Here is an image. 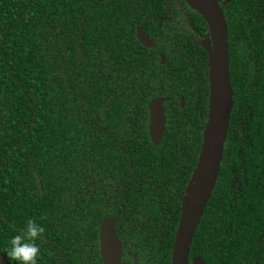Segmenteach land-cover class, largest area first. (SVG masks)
<instances>
[{
    "label": "trees",
    "instance_id": "16d2710c",
    "mask_svg": "<svg viewBox=\"0 0 264 264\" xmlns=\"http://www.w3.org/2000/svg\"><path fill=\"white\" fill-rule=\"evenodd\" d=\"M179 1L0 0V253L8 264V241L29 218L44 228L37 264H103L100 224L110 217L124 246L137 238L146 258L164 253L170 263L208 119V58L190 40L191 68L163 32L145 25L158 36L149 49L135 28L143 12H182ZM221 9L233 108L189 259L264 264V0ZM193 22L207 32L198 13ZM156 97L171 101L159 147L148 134ZM158 229L162 242L152 238Z\"/></svg>",
    "mask_w": 264,
    "mask_h": 264
},
{
    "label": "water",
    "instance_id": "95a60500",
    "mask_svg": "<svg viewBox=\"0 0 264 264\" xmlns=\"http://www.w3.org/2000/svg\"><path fill=\"white\" fill-rule=\"evenodd\" d=\"M206 21L209 39L205 43L209 61V108L204 126L203 142L198 163L185 194L181 198V215L172 249V264H189V253L195 230L215 188L223 159L224 144L233 108V89L227 44V23L220 4L232 0H185ZM136 38L142 46L152 47L150 39L141 28ZM165 99L154 98L148 105L149 133L152 143L158 146L164 136L166 115ZM184 100L181 99L183 106ZM100 255L103 264H125L122 248L115 232V220L105 218L100 224ZM1 264H8L0 253ZM191 264H207L200 257H193Z\"/></svg>",
    "mask_w": 264,
    "mask_h": 264
},
{
    "label": "flooded vegetation",
    "instance_id": "af4514ba",
    "mask_svg": "<svg viewBox=\"0 0 264 264\" xmlns=\"http://www.w3.org/2000/svg\"><path fill=\"white\" fill-rule=\"evenodd\" d=\"M179 1V0H178ZM180 6H181V11L179 12L177 15H173L172 13L171 16H167L169 14V12H165L163 13L162 16H157L155 14H148L146 15V12H143L141 14L142 17V23L144 25L138 26L135 28V36H136V31L138 28H141L144 33L150 38L152 39V47H150L149 49L153 48L155 43V39L158 36H150L149 33L147 32V29L145 28V25H150V27L146 26L148 29H155L156 31H159L160 34L163 32L167 37H168V43L171 46L172 50L176 51L179 55L184 57V63L186 64V61H189V65L191 68H193L196 65V62L193 64L194 61H190L188 57L189 53L187 50V44L189 43V41L191 40L194 45L197 48H200L201 50H205V47H203V45L205 46V43L207 40H210L207 38L206 34L209 33L208 30V25L206 23V21L204 20V18L198 13L196 12L194 9H192L185 0L179 1ZM221 5H226V4H220ZM195 13H198L203 20L205 21L206 25H207V32H200L201 30H203V26L201 23H198V25H200L199 27H195V24L193 22V18H195ZM164 27L163 30H160ZM146 48V47H145ZM207 54V60L209 61V57H208V53L206 51ZM159 57H160V61L161 64H166L167 63V59L161 54L159 53ZM208 66V63H207ZM208 82H209V68H208ZM156 98H163L165 99V103H164V110H165V115H166V124H167V112L168 109L171 105H167V103L171 104L170 98L169 97H156ZM184 97H180V100L178 101L179 107L181 109H184L185 107V100L183 103V106L181 104V99ZM149 118H150V114H149ZM149 125H150V120L148 121V134L150 137V133H149ZM165 131H166V125H165V130H164V136H165ZM163 136V139H164ZM163 139L161 141V143L158 146H155L153 143V145L155 147H159L162 142ZM151 140V137H150ZM152 142V140H151ZM180 215H181V210H180ZM112 219L115 220V232H116V226L118 223V219L114 218V217H110ZM180 218V217H179ZM179 223V221H178ZM178 227V226H177ZM117 236V233H116ZM164 235L162 233L161 229H158L157 233L155 234V236H153L152 238H159V242H162L161 239H163ZM118 240L121 243V248H122V261L125 264H147L148 260L151 264H168V262H166V256L164 253L159 254V258L157 257L156 254L149 256L148 258H146V255L150 252V251H144L141 250L139 248L140 241H138L137 238L134 239V242L128 246H124L123 245V240L125 239V237L122 236H117ZM99 250H100V243H99ZM141 254L142 257H144L143 262L142 258H141ZM101 257V255H100ZM172 258V256H171ZM102 260V259H101ZM141 262V263H139ZM172 264L171 260L170 263ZM189 264H191V259H189Z\"/></svg>",
    "mask_w": 264,
    "mask_h": 264
},
{
    "label": "clouds",
    "instance_id": "9594fccd",
    "mask_svg": "<svg viewBox=\"0 0 264 264\" xmlns=\"http://www.w3.org/2000/svg\"><path fill=\"white\" fill-rule=\"evenodd\" d=\"M44 233L43 226L29 218L19 232L12 235L6 246V256L14 264H37L40 249L37 241Z\"/></svg>",
    "mask_w": 264,
    "mask_h": 264
}]
</instances>
